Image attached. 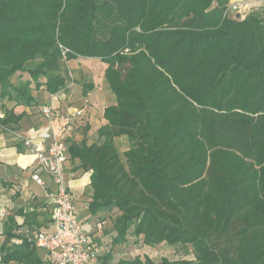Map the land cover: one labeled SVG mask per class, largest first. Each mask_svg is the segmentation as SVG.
<instances>
[{
	"label": "trees",
	"instance_id": "trees-1",
	"mask_svg": "<svg viewBox=\"0 0 264 264\" xmlns=\"http://www.w3.org/2000/svg\"><path fill=\"white\" fill-rule=\"evenodd\" d=\"M233 1L0 0V99L15 102L2 104L1 130L19 129L17 106L42 112L67 89L66 62L104 66L107 123L91 143L65 137L75 170L92 171L90 213L116 215L100 264H264V10L232 17ZM23 213L4 222L3 264H49ZM130 236L186 257H116Z\"/></svg>",
	"mask_w": 264,
	"mask_h": 264
},
{
	"label": "crops",
	"instance_id": "crops-1",
	"mask_svg": "<svg viewBox=\"0 0 264 264\" xmlns=\"http://www.w3.org/2000/svg\"><path fill=\"white\" fill-rule=\"evenodd\" d=\"M74 61L75 60L72 62ZM99 68H103L102 70H104V66L102 67V65ZM95 90L96 85L93 91L84 96L82 84H77L72 89L67 90L65 94L58 93L57 98L59 101L56 102L57 109L55 110V120H57L56 116L59 113H64L67 109L78 107L75 105L82 103L85 99L93 97ZM33 94L41 103L49 99V95H47L46 92L33 91ZM74 102L77 103L73 104ZM114 103L115 96L111 104ZM2 104L13 107L15 102L0 99V112H2ZM109 105L104 106L101 113H98L95 108L86 107L87 111L85 115L80 121H77L74 133L72 132V135L69 133V136L77 141L84 138H86L89 143L94 141L98 129L107 123L103 117V111L105 107ZM15 110L17 112H26L25 118L20 122L19 129L15 131H4L0 129V235L3 233L4 222L9 212L19 208H23L24 213L22 215H17L16 220L19 225H23L21 228L23 230L27 227H36L38 225H40L41 228L49 229L52 223L50 209L48 212L45 207H41L43 203L48 205L45 198V187L37 184L32 178L36 167L34 155L31 149L27 148L18 137L21 133H29L44 128L46 121L38 106L25 107L19 105ZM87 127L88 131L85 132ZM120 139L126 144L123 149L126 150L128 148L127 139L124 137ZM77 163V161L73 162L68 158L66 163V176L69 181L74 203L79 213L80 221L89 229V233L95 239L97 245L102 247V250L96 254L94 260V264H100L97 255L99 257L103 256V254L109 252L113 247L112 239L115 236V232L113 231V219L116 215L106 211L99 212L96 215L90 213L88 207L92 194L90 187L92 171L84 172L82 170H75ZM3 182L7 184L3 185ZM48 186L50 185L48 184ZM43 211H47L48 217L40 216L36 220L33 218L34 213L39 214ZM27 215L29 216L28 220ZM120 247L122 248L123 245L116 248L115 252L113 251L116 257L120 255ZM40 253L43 258L47 257L45 251L41 250ZM8 264L17 263L11 262Z\"/></svg>",
	"mask_w": 264,
	"mask_h": 264
},
{
	"label": "built area",
	"instance_id": "built-area-1",
	"mask_svg": "<svg viewBox=\"0 0 264 264\" xmlns=\"http://www.w3.org/2000/svg\"><path fill=\"white\" fill-rule=\"evenodd\" d=\"M245 5V0H237L230 9H243ZM65 53L66 50L63 51ZM69 74L73 79L72 73ZM56 100L57 95L51 96L49 103L42 108L46 121L44 128L18 136L34 155L36 170L32 178L45 187L52 221L51 228H35L28 232V237L46 252L49 264H94L102 247L97 245L89 229L80 221L66 176L68 154L65 137L87 110L81 106L73 107L59 113L55 120ZM0 264H3L1 256Z\"/></svg>",
	"mask_w": 264,
	"mask_h": 264
},
{
	"label": "rangeland",
	"instance_id": "rangeland-1",
	"mask_svg": "<svg viewBox=\"0 0 264 264\" xmlns=\"http://www.w3.org/2000/svg\"><path fill=\"white\" fill-rule=\"evenodd\" d=\"M234 1H237V0H234ZM245 1H246V5L244 6L243 9H232L231 8L229 10V14L232 17H236V18H238L239 16V18L241 19L249 15H252V14H262L264 10V1L262 0H245ZM64 66L69 69V73H72L74 80L70 77V74H69L68 84H70L71 81H73L72 85L68 86L66 90L59 92V93L65 94L67 90L72 89L77 84L81 85L84 82L86 83L93 82L94 85H96L94 96L90 98L87 97L88 99H85L82 103L77 104L75 106H78V107L81 106L83 108H86V107L95 108L98 111V113H101V110L103 109L104 106L113 103L114 94L109 90L107 83L105 79L103 78V72H102L103 68H99L101 67V63L96 62L94 64L86 59L79 58V59H76L74 62L72 61L66 62ZM76 103L77 102H74L73 104H76ZM80 119H78V121H80ZM75 128L76 127H73V129L71 130L70 132L71 135H72V132L75 131ZM117 143L121 151H123V149L125 148L124 145L126 144L121 139H117ZM122 245L123 247L122 248L120 247L119 249V252H120L119 257H123V258L133 257L137 253H141L144 255H150L155 261H160L161 258L163 257H169L170 259H175V260L183 258L184 256L186 257L185 249L182 246H170V245L164 244L156 248H148V247L141 246V244L137 243L135 238L131 236L129 237L128 242Z\"/></svg>",
	"mask_w": 264,
	"mask_h": 264
},
{
	"label": "water",
	"instance_id": "water-1",
	"mask_svg": "<svg viewBox=\"0 0 264 264\" xmlns=\"http://www.w3.org/2000/svg\"><path fill=\"white\" fill-rule=\"evenodd\" d=\"M238 18H239V16H238Z\"/></svg>",
	"mask_w": 264,
	"mask_h": 264
}]
</instances>
